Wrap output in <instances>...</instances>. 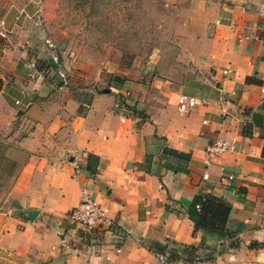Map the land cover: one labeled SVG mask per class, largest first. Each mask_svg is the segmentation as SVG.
I'll list each match as a JSON object with an SVG mask.
<instances>
[{"label":"crops","instance_id":"1","mask_svg":"<svg viewBox=\"0 0 264 264\" xmlns=\"http://www.w3.org/2000/svg\"><path fill=\"white\" fill-rule=\"evenodd\" d=\"M242 1L217 3L185 68L157 64L158 77L121 74L103 87L76 69L64 39L19 16L11 25L7 13L0 111L26 130L14 202L0 211L1 264H154L150 248L166 241L199 247L197 260L178 251L171 264H264V11ZM74 89L92 92L89 102ZM179 94L195 104L179 111ZM215 140L231 149L206 162ZM83 187L110 228L86 235L67 219ZM206 194L229 206L222 231L195 230L188 217Z\"/></svg>","mask_w":264,"mask_h":264},{"label":"rangeland","instance_id":"2","mask_svg":"<svg viewBox=\"0 0 264 264\" xmlns=\"http://www.w3.org/2000/svg\"><path fill=\"white\" fill-rule=\"evenodd\" d=\"M219 1L0 0V19L6 21L9 13L12 25L19 16L18 21L38 23L42 36L64 39L76 69L103 87L120 84L115 78L121 74L135 83L141 76L158 77L157 64L175 62L185 68L191 42L210 28ZM242 2L264 11V0ZM1 84L0 79V89ZM25 130L17 118L0 111V211L14 202L9 191L25 158L17 146Z\"/></svg>","mask_w":264,"mask_h":264},{"label":"built area","instance_id":"3","mask_svg":"<svg viewBox=\"0 0 264 264\" xmlns=\"http://www.w3.org/2000/svg\"><path fill=\"white\" fill-rule=\"evenodd\" d=\"M0 38L6 39V30L4 28V21L0 19ZM5 46V45H4ZM50 46V45H49ZM55 60V58H54ZM28 67L34 68V62H30ZM222 74H232L234 69L223 68L221 70ZM63 77V74H58ZM260 91L264 92V88ZM15 104H19L18 100H14ZM29 102H25L24 106H27ZM195 104V100L192 97L179 94L176 97V106L179 111H186ZM231 149L230 144L226 140H215L209 144L206 149V162L212 157L221 154L227 150ZM76 168V166H75ZM206 177V174H203ZM196 209L199 208L198 204H195ZM67 219L70 223H78L82 226V229L86 235L92 234V230L95 227L110 228L113 225V219L94 201L92 200L86 188L80 189V200L79 202L67 212ZM162 250H156L153 247L150 248L154 256V264H171L173 259V254H177V246L171 241H166ZM194 259H197L196 257ZM229 260H232V256L229 255Z\"/></svg>","mask_w":264,"mask_h":264},{"label":"trees","instance_id":"4","mask_svg":"<svg viewBox=\"0 0 264 264\" xmlns=\"http://www.w3.org/2000/svg\"><path fill=\"white\" fill-rule=\"evenodd\" d=\"M118 80V82H122L123 79L120 77L115 78ZM89 89V88H88ZM91 89V88H90ZM92 92L94 91H99L96 88L91 89ZM92 92L88 93L85 90H73V97L77 100H79V95H82V99L84 101L89 102ZM88 97L86 98V96ZM124 107L127 108V104H124ZM195 204L199 205V208L196 209L194 207ZM228 209L229 206L227 202L222 200L219 197H216L211 194H206L204 196H196L193 198L191 203L189 204L187 208V214L189 219L193 223V227L195 230H200L201 232L207 234V233H212V232H217V230L222 231L225 222L227 219V214H228ZM220 236H226L228 238L233 237L234 234L231 231L224 230L223 233H220ZM198 246V245H197ZM197 246L194 245H181V247L177 246V250L179 252L186 253L187 255V261L193 260L196 256V253L198 251ZM156 250H162L164 248V245H156L152 246ZM176 254H173V257H175ZM193 258V259H192ZM197 260V259H194ZM193 260V261H194Z\"/></svg>","mask_w":264,"mask_h":264},{"label":"water","instance_id":"5","mask_svg":"<svg viewBox=\"0 0 264 264\" xmlns=\"http://www.w3.org/2000/svg\"><path fill=\"white\" fill-rule=\"evenodd\" d=\"M102 91H103L104 93H107L109 90H108L107 88H105V89H103ZM258 119H259V117L256 116L255 119H254V121L258 122ZM36 213H37V212H36L35 210H29V211L27 212V217H28V219H29V220H33L34 217H35V215H36Z\"/></svg>","mask_w":264,"mask_h":264}]
</instances>
